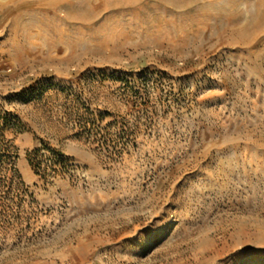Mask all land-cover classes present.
<instances>
[{
  "label": "rangeland",
  "instance_id": "374dc122",
  "mask_svg": "<svg viewBox=\"0 0 264 264\" xmlns=\"http://www.w3.org/2000/svg\"><path fill=\"white\" fill-rule=\"evenodd\" d=\"M149 1L0 0V264H264L262 0Z\"/></svg>",
  "mask_w": 264,
  "mask_h": 264
},
{
  "label": "bare ground",
  "instance_id": "6f19581e",
  "mask_svg": "<svg viewBox=\"0 0 264 264\" xmlns=\"http://www.w3.org/2000/svg\"><path fill=\"white\" fill-rule=\"evenodd\" d=\"M145 0H56V2L57 3H65V4H67L68 5V7H69V10H70V15H69V19H71V20H73V21H79V22H82V23H91L92 21H94L99 15H101L103 12H109V13H113V14H111V16H109L108 17V20H111V19H113V17L116 15L117 16V14H116V11L117 10H119V9H131V7H133V6H138L139 7V5L142 3V2H144ZM149 1V0H148ZM151 1H153V0H151ZM159 4H161V5H164V6H174V8H177L178 6H182L183 4H185L183 1L184 0H156ZM195 1V0H194ZM213 2H214V0H212ZM218 1V0H217ZM225 0H223V2H224ZM227 1H229V0H227ZM231 1V0H230ZM233 1V0H232ZM232 1H231V3H232ZM248 1V0H247ZM261 1V0H260ZM150 2V1H149ZM183 2V4H180V3H182ZM187 2V1H186ZM189 2H191V1H189ZM219 2V1H218ZM217 2V3H218ZM234 2L235 3H233V4H236V2H238V1H235L234 0ZM239 2H241V1H239ZM238 2V3H239ZM245 2V1H244ZM258 1H256V3H257ZM56 3V4H57ZM145 3V7H146V5H148L149 6V4H146L147 2H144ZM155 3V2H154ZM191 3H193V2H191ZM195 3V2H194ZM193 3V4H194ZM198 2H196V4H197ZM202 3H203V1H202ZM259 3V2H258ZM180 4V5H179ZM192 4V5H193ZM205 3H203V5H204ZM212 4V3H211ZM211 4H209V5H211ZM214 4H215V2H214ZM225 4V3H224ZM58 5V4H57ZM63 5V4H62ZM144 5V4H143ZM154 6H155V4H153ZM160 5V6H161ZM188 5V4H187ZM189 5H190V3H189ZM195 5V4H194ZM193 5V6H194ZM229 5H232V4H229ZM237 5H239V4H237ZM259 6L258 7H260V5L262 6V7H264V0H262V2H261V4L259 3L258 4ZM65 6V5H64ZM175 6H177V7H175ZM221 6V4L218 6V7H220ZM223 6V5H222ZM227 6V4H225V7ZM234 6V5H233ZM255 6V5H254ZM142 7V6H141ZM141 7H139V8H141ZM149 7H151V6H149ZM156 8H157V6H155ZM183 7H185V6H183ZM182 7V8H183ZM186 7H188V6H186ZM210 7V6H209ZM212 7H214V5L212 4ZM212 7L210 8L211 10H212ZM232 7V6H231ZM234 7H236V5L234 6ZM238 7V6H237ZM255 7H257V5L255 6ZM257 7V8H258ZM134 8V7H133ZM137 8V7H136ZM135 8V9H136ZM148 8V7H147ZM153 8V7H152ZM155 8V9H156ZM163 8V7H162ZM161 8V9H162ZM190 8H192V7H190ZM194 8H196V7H194ZM217 8V7H216ZM233 8V7H232ZM145 9V8H144ZM158 9V8H157ZM164 9V8H163ZM162 9V10H163ZM178 9V8H177ZM177 9H175V10H177ZM181 8H179L178 9V11L180 10ZM185 9V8H184ZM183 9V10H184ZM189 9V8H188ZM209 9V8H208ZM220 9V8H219ZM219 9H218V11H219ZM228 9H229V6H228ZM259 9V8H258ZM141 10H143V9H141ZM197 10V9H196ZM203 10V9H202ZM204 10H205V7H204ZM214 10V11H213ZM212 11H213V13L215 12V14H216V11H215V9H213ZM222 10L224 11V10H227V9H223L222 8ZM221 9H220V11L221 12H223ZM232 11H233V9H231ZM138 11V10H137ZM182 11V10H181ZM189 11H190V9H189ZM198 11V10H197ZM200 11V10H199ZM232 11H229V13H232ZM254 11V10H253ZM142 12V11H141ZM173 12V11H172ZM195 12V11H194ZM201 13H202V11H200ZM199 12V14H201ZM205 12V14H206V12H208V11H204ZM209 12H210V10H209ZM226 12V11H225ZM224 12V13H225ZM157 13H158V10H157ZM163 13V12H162ZM165 13V15L168 13V12H164ZM164 13H163V16H164ZM171 13V12H170ZM170 13H168L169 15H166V16H170L171 18H174L173 16H171L170 15ZM197 13V12H196ZM211 13V12H210ZM213 13H211V14H213ZM220 13V12H219ZM236 13V12H235ZM256 13V12H255ZM145 14V13H144ZM159 14H160V12H159ZM192 14H194L193 12H192ZM191 14V15H192ZM198 14V15H199ZM204 14V13H203ZM204 14V15H205ZM208 14V13H207ZM233 14V13H232ZM157 15V14H156ZM190 15V16H191ZM196 15V14H195ZM198 15H196L197 17H198ZM202 15V14H201ZM203 15V16H204ZM217 15V14H216ZM216 15H214V18H215V16ZM220 15H221V13H220ZM222 15H224V14H222ZM227 15V14H226ZM237 14H235V16H236ZM252 15H254V14H252ZM257 15V14H256ZM186 15H184V16H181V17H185ZM188 16H189V14H188ZM192 16H194V15H192ZM195 16V17H196ZM225 16V15H224ZM228 16V15H227ZM230 16V15H229ZM238 16V15H237ZM148 17H149V15H148ZM201 16H199V19H201L200 18ZM207 17V16H206ZM205 17V18H206ZM209 17V16H208ZM226 17V16H225ZM233 17V16H232ZM240 17V16H239ZM258 17L259 16H257L256 18L258 19ZM99 18V17H98ZM97 18V19H98ZM150 18V17H149ZM155 18V17H154ZM176 18V17H175ZM179 18V17H178ZM186 18V17H185ZM187 18H189V17H187ZM186 18V19H187ZM203 18V17H202ZM204 18V19H205ZM213 18V17H212ZM216 18H218V17H216ZM220 18V17H219ZM218 18V19H219ZM221 18H222V16H221ZM224 18V17H223ZM229 18V17H228ZM116 20H117V18H115ZM114 19V20H115ZM139 19H140V17H139ZM183 20H184V18H182ZM191 19L193 20L194 18H192L191 17ZM203 19V20H204ZM141 20V19H140ZM139 20V21H140ZM149 20V19H148ZM150 20H152V19H150ZM189 20V19H188ZM192 20H190L191 22H194L195 20H196V23H198L199 24V22H201L202 21V19H201V21H198L197 22V19H195L194 21H192ZM207 20V19H206ZM208 20L210 21L211 19L210 18H208ZM207 20V21H208ZM220 20V19H219ZM256 20V19H255ZM169 21V20H168ZM171 21V20H170ZM181 21V20H180ZM187 21V20H186ZM235 21V20H234ZM252 21L254 22V20L252 19ZM251 21V22H252ZM107 22V21H106ZM156 22V21H155ZM161 22V21H160ZM189 22V21H188ZM191 22H189L190 24H191ZM253 22H252V24H253ZM110 23H113L112 22V20H111V22ZM114 23H117L116 21L114 22ZM146 23V22H145ZM162 23H163V21H162ZM187 23V22H186ZM208 23V22H207ZM263 23H264V21H263ZM262 22H261V24H263ZM107 24V23H106ZM106 24H102V26L104 27V28H106ZM147 24V23H146ZM200 24H203V23H200ZM204 24H206L205 23V20H204ZM251 24V25H252ZM260 24V25H261ZM113 25V24H112ZM111 25V26H112ZM115 25V24H114ZM162 25V24H161ZM166 25V24H165ZM169 25V24H168ZM254 25V24H253ZM259 25V26H260ZM164 26V25H163ZM167 26V25H166ZM165 26V27H166ZM203 26V25H202ZM208 26V25H207ZM262 26V25H261ZM261 26H260V30H263L264 28H262L261 29ZM162 27V26H161ZM264 27V26H263ZM256 29V28H255ZM107 30H110V29H107ZM112 30H113V28H112ZM111 30V31H112ZM116 30V29H115ZM118 30V29H117ZM124 30V29H123ZM147 31V30H146ZM116 32V31H115ZM148 32V31H147ZM263 32V31H262ZM261 32V33H262ZM114 33V32H113ZM254 33V32H253ZM258 33V32H257ZM106 34V33H105ZM149 34V33H148ZM256 34V33H255ZM259 34V33H258ZM115 35H116V33H115ZM253 35V34H252ZM257 35V34H256ZM111 36V35H110ZM120 36V35H119ZM160 36H162V35H160ZM251 35H249V37H250ZM260 36V35H259ZM105 37V36H104ZM132 37V36H131ZM254 37V36H253ZM252 37V38H253ZM239 38V37H238ZM247 38V37H246ZM245 38V39H246ZM256 38V37H255ZM255 38H253L254 40H255ZM108 39V38H107ZM121 40V39H120ZM247 40V39H246ZM246 40H245V43H247L246 42ZM250 41V40H249ZM248 41V44H250V42ZM252 41V40H251ZM256 41H257V39H256ZM239 42H241V41H239ZM243 42V41H242ZM241 42V43H242ZM244 44V43H243ZM244 46H247V44L246 45H244Z\"/></svg>",
  "mask_w": 264,
  "mask_h": 264
},
{
  "label": "trees",
  "instance_id": "16d2710c",
  "mask_svg": "<svg viewBox=\"0 0 264 264\" xmlns=\"http://www.w3.org/2000/svg\"><path fill=\"white\" fill-rule=\"evenodd\" d=\"M49 151H51L52 155H54V158H56L57 162L58 163H61V164H65L66 163V160L67 158L65 157V155H63L62 153L56 151V150H53V149H49ZM40 152V150H36L30 154H28L29 156V160L33 166V168L36 170V172H38V170H40V164H34V160L31 159V156L34 154H38ZM16 156V155H15ZM0 158L2 159L0 163L2 164H7L8 166V169H6V175L4 176H0V184H14L16 182H19L21 185H26L25 182L23 181L22 179V176L19 172V170H17L15 168V163L14 161H12V157L11 155L9 154V152L7 151L6 153L2 154L0 156ZM4 159V160H3ZM39 174V173H37Z\"/></svg>",
  "mask_w": 264,
  "mask_h": 264
}]
</instances>
